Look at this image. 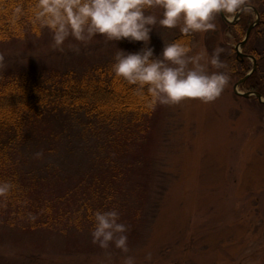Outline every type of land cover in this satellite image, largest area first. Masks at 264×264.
<instances>
[{"label": "rangeland", "instance_id": "1", "mask_svg": "<svg viewBox=\"0 0 264 264\" xmlns=\"http://www.w3.org/2000/svg\"><path fill=\"white\" fill-rule=\"evenodd\" d=\"M245 15L255 20L253 11ZM226 18L233 21V16ZM214 22V31L193 35V51L207 49L210 56L215 48H223V61L231 70L229 85L210 103L189 98L160 104L149 149L139 137L137 146L122 144L111 151L105 143L106 127L87 121L82 113L59 111L33 132L18 157L16 186L26 198L32 197L34 207L43 213L49 197L67 190L78 193L81 187L68 206L79 198V209H118L120 220L128 225L130 252L94 243V218L79 227L36 228L32 233L26 228L29 217L21 211L15 221H9L6 213L7 221L0 222V264H122L125 255H134L136 264H264V105L234 93L253 64L248 59V70L238 67L234 48L244 33L224 35L217 17ZM180 36L178 28L157 26L150 46L159 54L163 42ZM257 38L263 52L264 26ZM142 45L127 39L106 42L98 34L86 45L69 37L57 47L52 33L45 31L41 37L0 43V71L83 75L111 66L118 47L137 51ZM260 66L258 77L264 76V63ZM236 90L249 92L242 85ZM37 152L43 155L37 158ZM148 155L153 164L147 162ZM143 202L148 203L143 205L146 209H138ZM35 223L31 216L30 225ZM68 237L72 241L66 245L53 241ZM87 240L92 242L91 251L86 249ZM149 251L152 260L146 261Z\"/></svg>", "mask_w": 264, "mask_h": 264}, {"label": "trees", "instance_id": "2", "mask_svg": "<svg viewBox=\"0 0 264 264\" xmlns=\"http://www.w3.org/2000/svg\"><path fill=\"white\" fill-rule=\"evenodd\" d=\"M36 3L37 0H0V43L22 40L29 36L41 37L45 31H50L47 27L40 28L33 23V9ZM250 3L256 9L260 21L257 26L252 28L243 49L247 48L245 54L247 53L249 56L256 58L258 56L257 66H260L264 63V51L262 52L257 47L258 42L256 41L259 31L264 26L262 17L264 7L260 8L258 4L264 3V0H250ZM17 8L20 10L19 12H17ZM217 20L222 26L224 35L233 33L238 37L242 33L245 36L247 29L253 23L251 17L246 16L245 13L241 15L236 25H228L220 18V15L217 16ZM221 59H224L222 54ZM237 61L240 69L248 70L246 69V60L242 63L238 58ZM256 73L257 70L246 79L243 86H247L249 92L258 93L264 97V76L258 77ZM254 100L259 103L257 99ZM159 105V103L152 102L146 88L143 93H140L136 85L117 78L112 72L111 66L94 68L91 72L83 75H77L73 71L46 74V76L35 73L0 71V180H11L14 185L6 198L0 197V222H6L7 219L15 221L23 211L29 217V225L26 228H29L28 231L33 233L36 232V228L55 230L59 226L67 228L75 225L79 227L80 222L90 224L91 219L94 218L93 214L96 209L90 206L84 210L82 209L84 206H81L79 209V198L71 208L67 204L71 197L79 195L81 187L78 188V193H68L69 190H67L64 194L49 197L43 207V213L41 208L34 207L32 197L27 195V199L24 192L18 191L14 172L18 157L30 141L33 132L44 125L49 117L56 115L59 111L72 114L82 113L87 117V121L96 120L108 129L105 143L111 151L118 149L122 144L126 147L134 146L139 137L144 140V149H149L154 141L151 130L158 121L156 108ZM111 133L117 135L111 136ZM145 152L147 153V151ZM21 159L23 160L22 155ZM147 162L153 164L155 161L148 155ZM151 174L152 172L149 176ZM92 194L96 199L99 197L95 191ZM85 197L88 198V194H85ZM143 199L145 200L146 197ZM144 204L147 206L148 203H141L138 209H146L143 208ZM77 211V217L72 220V213ZM31 216L38 223L30 225ZM10 226L12 225L10 224ZM76 230L70 232L75 233ZM65 232L61 234L63 235ZM53 241L66 245L72 239L68 237L67 240L59 238ZM78 241L79 239L75 245H78ZM86 243V249L89 250L92 242L87 240ZM52 246L59 247V245L53 244Z\"/></svg>", "mask_w": 264, "mask_h": 264}, {"label": "clouds", "instance_id": "3", "mask_svg": "<svg viewBox=\"0 0 264 264\" xmlns=\"http://www.w3.org/2000/svg\"><path fill=\"white\" fill-rule=\"evenodd\" d=\"M33 12V23L47 27L57 47L69 37L86 45L98 34L106 42H143L137 51L118 47L111 70L117 78L136 85L140 93L146 88L154 104L172 105L189 98L210 103L222 95L231 71L221 59L224 49L217 47L210 56L207 49L194 52L192 37L214 31L218 15L231 18L250 13L252 5L250 0H37ZM157 26L178 28L181 33L163 42L159 54L150 46ZM42 155L35 153L37 158ZM13 187L11 180H0V197L6 198ZM94 221V243L103 249L114 246L130 252L128 225L120 220L118 209L96 210ZM145 260H152L150 251ZM122 264H136V257L125 255Z\"/></svg>", "mask_w": 264, "mask_h": 264}, {"label": "water", "instance_id": "4", "mask_svg": "<svg viewBox=\"0 0 264 264\" xmlns=\"http://www.w3.org/2000/svg\"><path fill=\"white\" fill-rule=\"evenodd\" d=\"M254 10V9H253ZM255 12V11H254ZM242 13H238V14H236L235 16H234V19H233V21H229L223 14H220V17H221V19L223 20V21H225L226 23H228V24H235L238 20H239V18H240V15H241ZM258 23V17L256 16V21L253 23V24H251L250 26H249V28L247 29V31H246V34H245V37H244V40L239 44V45H237L236 47H235V52H236V55L237 56H239V57H244V55L239 51V48H243L244 47V45H245V42H246V40H247V38L249 37V34H250V32H251V30H252V28L256 25ZM250 59L253 61V66H252V69H251V71L243 78V79H241L239 82H237L236 83V85H235V88H234V93L236 94V95H238V96H242V97H244V98H248V97H250V96H254V97H256L258 100H259V102L260 103H264V101L262 100V97H261V95H259L258 93H245V94H240L239 92H237V90H236V87L237 86H239L240 84H242L255 70H256V60L255 59H253L252 57H250Z\"/></svg>", "mask_w": 264, "mask_h": 264}, {"label": "flooded vegetation", "instance_id": "5", "mask_svg": "<svg viewBox=\"0 0 264 264\" xmlns=\"http://www.w3.org/2000/svg\"><path fill=\"white\" fill-rule=\"evenodd\" d=\"M237 23H238V21H237ZM258 24H259V23H257L255 26H257ZM246 41H247V40H246ZM245 43H246V42H245ZM248 57H253V58L256 60V70H257V65H258V60H257V58H258V56H257V58H256V57H254V56H249V54H247V53H246V54L244 53V57H241V58L238 57V58H239V60H241L242 63H244L245 60H248ZM248 73H249V72H248ZM248 73H247V74H248ZM247 74H246V75H247ZM246 75H245V76H246ZM242 79H243V78H242ZM240 80H241V79H240ZM240 80H239V81H240ZM244 82H245V81H244ZM244 82L242 83V86H243Z\"/></svg>", "mask_w": 264, "mask_h": 264}]
</instances>
